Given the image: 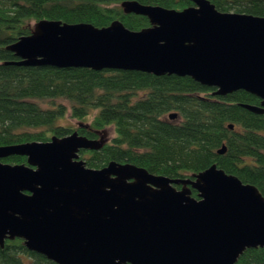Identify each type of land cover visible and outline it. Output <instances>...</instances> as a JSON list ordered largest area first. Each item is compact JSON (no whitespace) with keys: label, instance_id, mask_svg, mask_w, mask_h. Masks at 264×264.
<instances>
[{"label":"water","instance_id":"95a60500","mask_svg":"<svg viewBox=\"0 0 264 264\" xmlns=\"http://www.w3.org/2000/svg\"><path fill=\"white\" fill-rule=\"evenodd\" d=\"M194 3L176 11L124 2L126 14L149 18L142 31L120 21L97 28L43 20L8 49L21 66L191 77L218 96L260 98V106H243L264 115V18ZM103 145L75 132L0 147V159L28 158L0 162L1 247L20 238L56 264H237L247 250L264 248V196L256 186L217 165L193 178L116 162L88 168L80 152Z\"/></svg>","mask_w":264,"mask_h":264},{"label":"trees","instance_id":"16d2710c","mask_svg":"<svg viewBox=\"0 0 264 264\" xmlns=\"http://www.w3.org/2000/svg\"><path fill=\"white\" fill-rule=\"evenodd\" d=\"M126 1L176 11L196 5L194 0H0V147L47 143L75 132L99 140L98 132L113 126L115 136L101 150L80 152L88 168L116 162L157 176L193 178L217 165L264 196V115L243 106H260V98L245 91L218 96L217 89L191 77L21 66L8 49L43 20L150 28L148 17L125 13ZM210 1L223 13L264 18V0ZM172 114L177 117L171 119ZM68 119L79 126H66ZM0 162L24 165L28 158L15 155ZM192 196L198 198L194 189ZM0 264L56 263L17 238L0 245ZM237 264H264V248L247 250Z\"/></svg>","mask_w":264,"mask_h":264},{"label":"rangeland","instance_id":"374dc122","mask_svg":"<svg viewBox=\"0 0 264 264\" xmlns=\"http://www.w3.org/2000/svg\"><path fill=\"white\" fill-rule=\"evenodd\" d=\"M66 126H72L73 128H77L79 126V121L77 120H72V119H68L67 121L63 122ZM90 122H88V124H90ZM99 134V141L103 142V143H107L110 142L113 137L115 136V129L113 126L105 128L102 131L98 132ZM87 159V157H85ZM82 160V159H81ZM85 161V160H83Z\"/></svg>","mask_w":264,"mask_h":264}]
</instances>
